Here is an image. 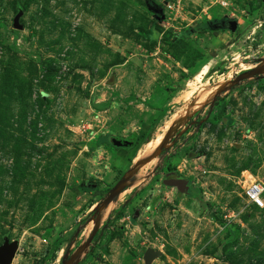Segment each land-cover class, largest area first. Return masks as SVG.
I'll return each instance as SVG.
<instances>
[{
    "label": "rangeland",
    "instance_id": "obj_1",
    "mask_svg": "<svg viewBox=\"0 0 264 264\" xmlns=\"http://www.w3.org/2000/svg\"><path fill=\"white\" fill-rule=\"evenodd\" d=\"M142 134L153 150L128 164L132 150L110 139ZM253 181L264 183V0H0L11 264H144L147 250L161 254L151 264H264V210L242 200Z\"/></svg>",
    "mask_w": 264,
    "mask_h": 264
},
{
    "label": "water",
    "instance_id": "obj_2",
    "mask_svg": "<svg viewBox=\"0 0 264 264\" xmlns=\"http://www.w3.org/2000/svg\"><path fill=\"white\" fill-rule=\"evenodd\" d=\"M14 28L15 29H20V27L18 26V18H16L14 20ZM229 29L232 32L236 31V23L235 22H230L229 23ZM243 78H239L238 81L242 80ZM217 95V93L215 94ZM215 97L213 98L214 101ZM135 143V139L134 138H129L128 140H122L121 142L116 143L114 146L116 148H129L132 147ZM159 156V155H158ZM127 182L126 178L124 180H122L121 182H119L114 188L113 190L110 191L108 197L106 198V200L104 201L103 205L104 206H108L112 199L116 196H118L119 194H121L122 187L124 186V184ZM176 185V186H175ZM175 187H177L179 193L184 194L182 188H180V186H178L177 183H175ZM138 216V213H135V217ZM97 228H95L90 236V238L87 240L85 247H88L94 236L96 235L97 232ZM18 250V244L17 243H12V244H4L3 246L0 247V264H11L16 253ZM77 255L72 256V258L68 261V262H64L62 264H76L75 262L73 263L74 259L76 258ZM161 254L159 252H152L151 250H147L145 251L144 255H143V261L144 264H151V262L155 259L160 257Z\"/></svg>",
    "mask_w": 264,
    "mask_h": 264
},
{
    "label": "built area",
    "instance_id": "obj_3",
    "mask_svg": "<svg viewBox=\"0 0 264 264\" xmlns=\"http://www.w3.org/2000/svg\"><path fill=\"white\" fill-rule=\"evenodd\" d=\"M243 202L245 207H251L256 210H264V183L247 182L243 190Z\"/></svg>",
    "mask_w": 264,
    "mask_h": 264
},
{
    "label": "bare ground",
    "instance_id": "obj_4",
    "mask_svg": "<svg viewBox=\"0 0 264 264\" xmlns=\"http://www.w3.org/2000/svg\"><path fill=\"white\" fill-rule=\"evenodd\" d=\"M206 69L203 70L199 76H197L196 80L200 81V79L206 74ZM153 145L154 143H150V141L147 143H143L141 147L137 150L132 162L134 164L142 163L144 159L147 158V156L149 155L150 150H153Z\"/></svg>",
    "mask_w": 264,
    "mask_h": 264
},
{
    "label": "trees",
    "instance_id": "obj_5",
    "mask_svg": "<svg viewBox=\"0 0 264 264\" xmlns=\"http://www.w3.org/2000/svg\"><path fill=\"white\" fill-rule=\"evenodd\" d=\"M216 100V97H215V99H214V101ZM214 101H213V103H214ZM213 103H212V105H213ZM131 138H134L135 139V143H136V141H137V145L134 143V145L132 146V147H129L130 148V150H127V151H131V153L129 154V156H125L127 159H125L126 161H127V163L128 164H131V162H132V159H133V157H134V155H135V153L137 152V150L141 147V144L143 143V140H144V136H143V134H142V136L141 137H139V138H135V136H132ZM110 141H111V143L112 144H116V143H118V142H121L122 140L121 139H119V138H114V139H110ZM162 153V152H161ZM120 157H121V155H120ZM173 162L174 163H176V162H178V159H176V158H174L173 157ZM171 160V161H172ZM173 170V169H172ZM171 171V170H170ZM168 186H170V185H168Z\"/></svg>",
    "mask_w": 264,
    "mask_h": 264
},
{
    "label": "flooded vegetation",
    "instance_id": "obj_6",
    "mask_svg": "<svg viewBox=\"0 0 264 264\" xmlns=\"http://www.w3.org/2000/svg\"><path fill=\"white\" fill-rule=\"evenodd\" d=\"M171 178V180H172V183H177L178 184V186H180V188H182V190H184V192L186 191L187 192V188H186V186H185V184L184 183H182V181L181 180H178V179H176V178H173V176H171L170 177ZM179 192V191H178Z\"/></svg>",
    "mask_w": 264,
    "mask_h": 264
},
{
    "label": "crops",
    "instance_id": "obj_7",
    "mask_svg": "<svg viewBox=\"0 0 264 264\" xmlns=\"http://www.w3.org/2000/svg\"><path fill=\"white\" fill-rule=\"evenodd\" d=\"M117 149H121V148H117ZM125 149V148H124ZM136 154V153H135ZM135 156V155H134ZM134 158V157H133ZM90 260V259H89ZM88 260V261H89ZM76 264H79V263H76ZM88 264H94V261H91L90 263H88Z\"/></svg>",
    "mask_w": 264,
    "mask_h": 264
}]
</instances>
